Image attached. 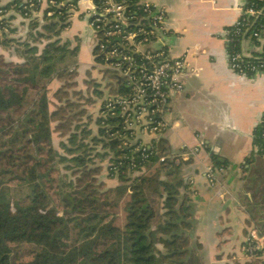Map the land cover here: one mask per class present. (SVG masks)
I'll use <instances>...</instances> for the list:
<instances>
[{
  "label": "trees",
  "instance_id": "1",
  "mask_svg": "<svg viewBox=\"0 0 264 264\" xmlns=\"http://www.w3.org/2000/svg\"><path fill=\"white\" fill-rule=\"evenodd\" d=\"M53 1L43 23L30 21L25 39L0 42L20 60L0 54V264H207L202 245L191 241L195 209L181 177L189 162L144 159L140 140L125 147L110 137L117 129L125 134L118 119L88 112L98 99L101 111L106 93L95 79L89 81L93 90L79 89L78 47L60 39L78 0ZM116 1L140 14L139 0ZM94 2L101 10L106 0ZM252 5L264 12V0H247ZM11 8L23 15L21 1ZM262 17L250 19L246 38L260 31ZM254 57L264 61V50ZM53 82L60 86L50 97ZM109 127L114 130L107 133ZM54 133L64 138L59 150ZM153 144L165 152L162 139ZM253 144L257 152L244 164L251 193L244 205L251 223L264 231V114ZM104 162L115 188L102 189Z\"/></svg>",
  "mask_w": 264,
  "mask_h": 264
},
{
  "label": "crops",
  "instance_id": "2",
  "mask_svg": "<svg viewBox=\"0 0 264 264\" xmlns=\"http://www.w3.org/2000/svg\"><path fill=\"white\" fill-rule=\"evenodd\" d=\"M15 1L28 0H0V8L9 9L6 14L9 30H16L12 38L25 39L30 21L43 23L49 8L48 0L40 1L31 20L11 8ZM154 2L167 14L168 34L164 40L153 41L146 48H165L174 57L184 56L188 69L182 76L184 90L171 99V110L166 116L169 128L161 136L138 135V140L150 144L162 139L167 153L202 144L197 157L181 169V177L189 185L185 191L195 209L192 243L202 245L208 264H264V231L251 223L244 205L246 195L251 196L244 180L249 166L244 164L257 152L253 132L264 114V73L244 78L232 72L226 41L227 30L243 15L247 0ZM95 6L94 0H78L77 8L70 12L69 25L60 36L63 42L70 41L78 47L76 71L81 79L77 81L79 84H87L92 79L100 82L103 78V71L96 64L94 33L89 24ZM4 33L0 32V36ZM259 42L246 38L242 42L245 54H262L264 35ZM0 51L7 60L20 61L12 50L0 48ZM54 85V82L50 85V97L60 86ZM85 86L81 85L80 89ZM53 88L56 89L52 92ZM100 106L95 108V116L89 113L98 117ZM91 128L96 131L94 125ZM58 137L60 145L64 138ZM209 168L217 170L215 186H210L205 178ZM102 178L105 182L108 177ZM110 181L109 188L118 185L117 180ZM252 236L261 244L259 256L250 257L244 251Z\"/></svg>",
  "mask_w": 264,
  "mask_h": 264
},
{
  "label": "built area",
  "instance_id": "3",
  "mask_svg": "<svg viewBox=\"0 0 264 264\" xmlns=\"http://www.w3.org/2000/svg\"><path fill=\"white\" fill-rule=\"evenodd\" d=\"M40 1L21 2L25 19H32V13ZM116 2L106 0L101 10L95 6L90 14L89 24L94 33V56L97 67L109 75L112 81L110 83L114 85L113 89L109 88L106 92L100 116L118 119L117 126H122L125 134L120 133L119 129L111 132L114 127H109L107 133L111 132L110 137L122 140L123 146L126 147L130 146L133 140H138V135L161 136L169 128L166 116L171 110V99L174 94L184 90L182 76L188 69V64L184 56L174 57L165 48L159 50L146 48L153 41L164 40L168 34L167 14L154 0H139V15L129 10L126 5ZM48 4L54 6L56 2L48 0ZM65 4L66 2L58 4V8H63ZM2 9L0 32H7L9 21L6 17L7 12ZM262 15L264 19V12L256 9L254 5L245 6L243 15L227 30L230 70L244 78L264 73V61L247 56L243 48L241 51L237 49L240 42L242 44L246 39V33L254 23L250 19L254 21ZM263 35L264 24L260 26V31L252 32L249 38L261 41ZM249 59L255 61L249 62ZM111 74L115 78H112ZM126 133H129L130 139ZM153 143H142L138 151H141V157L144 159L152 155L159 156L160 163L166 160L176 164L181 161L191 162L202 149L200 144L195 148L183 147L169 153H160ZM216 173L217 170L209 168L205 174L210 186L217 184ZM255 240L252 236L244 247V251L250 257L255 256L254 252L261 248L259 239L256 242Z\"/></svg>",
  "mask_w": 264,
  "mask_h": 264
},
{
  "label": "rangeland",
  "instance_id": "4",
  "mask_svg": "<svg viewBox=\"0 0 264 264\" xmlns=\"http://www.w3.org/2000/svg\"><path fill=\"white\" fill-rule=\"evenodd\" d=\"M4 38H12V33L10 32V30L9 31H7L6 33H4V34H2V36H0V42L3 40V42H4ZM1 44V43H0ZM0 48L1 49H3V51L4 50H10L11 51V49H10V47L9 48H5L4 49V45L2 44V46H0ZM10 53V52H9ZM0 54L4 57V58H6L5 56V54L4 53H2L1 51H0ZM79 76V75H78ZM103 78H101V81L100 82H103V84H100V88L102 89V91H103V93H104V95H105V93L107 92V90L109 89V85H106V84H110V81H111V78H109V75L106 73V72H102V75H101ZM80 77V76H79ZM79 77H76V80L79 82V80L81 81V79L79 78ZM111 77L112 78H115L114 77V75L113 74H111ZM89 78V77H88ZM118 81V80H117ZM112 82V81H111ZM96 83H97V81H96ZM54 87H58L59 86V82H54ZM81 85L82 86H85V88L83 89V91H85V92H87L88 91V89L89 88H91V90H93V88H92V86H90V84H89V82L86 84L85 82H81V84H79L78 83V86H79V89H80V87H81ZM92 85V84H91ZM107 86H108V88H107ZM112 86H113V88H114V85L112 84ZM56 88H53L52 89V92L55 90ZM107 94V93H106ZM102 100H103V98H102ZM101 99H98V105L100 106V104H101ZM104 102V101H103ZM98 105L96 106V107H91V106H87V110H88V112H91L94 116L97 114V110L95 111V108L96 109H98ZM101 107V106H100ZM99 112H100V110H99ZM54 143H55V147L59 150L60 149V145H59V142H60V138L58 137V135L55 133V135H54ZM100 164V163H99ZM101 165L103 166L101 169H100V173L98 174V176L100 177V181H104L103 180V178H102V180H101V176H103L104 177V175L105 176H107V162H104V163H101ZM139 174V173H138ZM110 180L108 179V178H106V180H105V186H103V190H104V188H109L111 185H112V181H110ZM250 182L251 183H253V182H256V178H254V175H252L251 176V178H250ZM258 239H256L255 240V242L257 241ZM207 264H208V262H206Z\"/></svg>",
  "mask_w": 264,
  "mask_h": 264
}]
</instances>
